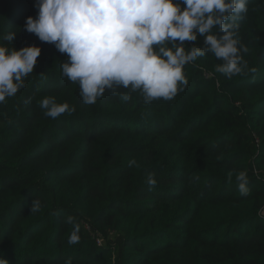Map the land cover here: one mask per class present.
<instances>
[{"label": "trees", "instance_id": "obj_1", "mask_svg": "<svg viewBox=\"0 0 264 264\" xmlns=\"http://www.w3.org/2000/svg\"><path fill=\"white\" fill-rule=\"evenodd\" d=\"M34 4L0 0V35L17 32L12 45L0 43L41 48L24 87L0 103V258L264 264V0H248L238 21L243 58L255 72L229 79L208 54L185 66L188 84L172 100L146 104L137 91L125 101L129 90L118 88L94 105L62 75L66 54L24 30L37 15ZM192 46H204L203 38L185 42ZM45 97L75 111L47 117ZM241 171L247 195L238 191ZM150 173L155 186L147 183ZM33 199L42 205L36 213ZM74 231L79 241L71 244Z\"/></svg>", "mask_w": 264, "mask_h": 264}, {"label": "clouds", "instance_id": "obj_2", "mask_svg": "<svg viewBox=\"0 0 264 264\" xmlns=\"http://www.w3.org/2000/svg\"><path fill=\"white\" fill-rule=\"evenodd\" d=\"M247 4L248 0H35L37 15L26 18L24 30L66 54L62 75L79 84L85 105H94L106 91L116 93L118 88L129 90L123 100L139 91L147 104L172 100L183 91L188 84L185 66L208 54L221 62L216 71L229 79L246 70L255 72L248 69L243 58L248 49L238 37V21L245 18ZM16 35L9 31L0 40L12 45ZM198 37L204 46L185 47ZM40 55L36 45L16 50L0 43V103L24 87ZM40 107L53 119L75 111L54 97H45ZM135 163L131 160L129 166ZM236 181L240 194L247 195V173L239 172ZM147 183L156 185L154 174L148 175ZM41 207V201L33 199L30 211ZM78 241L74 231L69 243ZM0 264L9 261L0 258Z\"/></svg>", "mask_w": 264, "mask_h": 264}, {"label": "built area", "instance_id": "obj_3", "mask_svg": "<svg viewBox=\"0 0 264 264\" xmlns=\"http://www.w3.org/2000/svg\"><path fill=\"white\" fill-rule=\"evenodd\" d=\"M85 228L90 233V235L96 240L98 246H104V240L97 231H94L89 224H87Z\"/></svg>", "mask_w": 264, "mask_h": 264}, {"label": "water", "instance_id": "obj_4", "mask_svg": "<svg viewBox=\"0 0 264 264\" xmlns=\"http://www.w3.org/2000/svg\"><path fill=\"white\" fill-rule=\"evenodd\" d=\"M262 216L264 217V210L262 211Z\"/></svg>", "mask_w": 264, "mask_h": 264}]
</instances>
